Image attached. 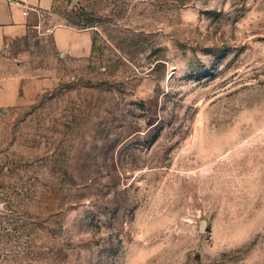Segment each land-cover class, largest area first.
<instances>
[{"label": "rangeland", "instance_id": "374dc122", "mask_svg": "<svg viewBox=\"0 0 264 264\" xmlns=\"http://www.w3.org/2000/svg\"><path fill=\"white\" fill-rule=\"evenodd\" d=\"M57 1L0 57L49 82L0 108V264H264V0Z\"/></svg>", "mask_w": 264, "mask_h": 264}, {"label": "crops", "instance_id": "0c3cea01", "mask_svg": "<svg viewBox=\"0 0 264 264\" xmlns=\"http://www.w3.org/2000/svg\"><path fill=\"white\" fill-rule=\"evenodd\" d=\"M56 5L57 0H0V57L33 33H42L46 15H51ZM51 35L55 46L65 58H74L79 52L93 50L92 34L89 31L59 26L51 31ZM48 83L38 78L19 80L13 75L0 78V108L18 105L20 92L37 94L47 88Z\"/></svg>", "mask_w": 264, "mask_h": 264}, {"label": "water", "instance_id": "95a60500", "mask_svg": "<svg viewBox=\"0 0 264 264\" xmlns=\"http://www.w3.org/2000/svg\"><path fill=\"white\" fill-rule=\"evenodd\" d=\"M205 227H206V223L205 222H202V224H201V231L202 232H204Z\"/></svg>", "mask_w": 264, "mask_h": 264}]
</instances>
